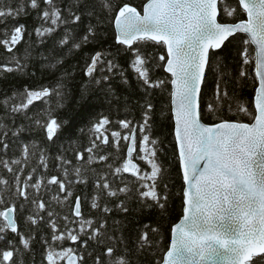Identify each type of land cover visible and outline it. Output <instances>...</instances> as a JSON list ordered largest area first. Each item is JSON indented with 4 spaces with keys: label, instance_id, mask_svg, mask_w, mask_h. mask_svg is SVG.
<instances>
[{
    "label": "snow or ice",
    "instance_id": "6c2138e0",
    "mask_svg": "<svg viewBox=\"0 0 264 264\" xmlns=\"http://www.w3.org/2000/svg\"><path fill=\"white\" fill-rule=\"evenodd\" d=\"M0 49L59 72L0 96V264H264V0H0ZM114 81L139 119L101 114L85 145L65 102L127 108Z\"/></svg>",
    "mask_w": 264,
    "mask_h": 264
},
{
    "label": "trees",
    "instance_id": "16d2710c",
    "mask_svg": "<svg viewBox=\"0 0 264 264\" xmlns=\"http://www.w3.org/2000/svg\"><path fill=\"white\" fill-rule=\"evenodd\" d=\"M135 4H140L141 0H132ZM26 22L28 24L29 29L32 27L31 19L29 18L28 21H22ZM108 45L105 44L104 47H107ZM21 51L25 48L24 44H21L20 46ZM95 47L99 48L100 45L97 44ZM89 51L88 48L84 49V52ZM251 54V51H250ZM7 60V54L3 51V49H0V63L5 62ZM122 64H124V61H121ZM65 68H68L69 71L73 72L75 79L72 80L70 83L72 87L70 88L71 96L72 97H78L79 96V90L84 84L86 83V78L82 76V67H83V57L82 54H76L75 56L69 55L65 59ZM35 71V76H30V74ZM247 71L249 73V77H254V63L247 66ZM231 74V70H229ZM29 75H20L19 73H13V74H7L2 71H0V96H2L5 93L11 94V91L16 89H22L26 84L32 87H39L41 85H49L52 86L55 84V82L58 79L59 72L56 74H52L51 72H45L43 70V65H35L30 66L28 69ZM129 77L131 78V73H129ZM113 86L116 88L117 94H119L121 97L127 96L128 97V107L127 108H121L120 110H117L115 107H113L111 110H109L108 106L104 103L97 102L95 98V94H93L92 98L89 100L87 104L81 108L78 106L73 99H69L65 102V108L63 109L64 114H72L77 117L75 123L76 128H85V138L81 141L85 145L87 144V126L90 120L96 119L99 115H108L110 119L115 122L117 119H131L133 123H135L139 119L138 111L135 108V104L133 103L134 100L138 99L140 97V93L136 90V84L135 81H131L130 87H124L119 82L114 81ZM228 90L229 93L232 92L233 87L235 85L232 83L231 80L228 81ZM237 93L238 95L244 100L245 103H248L250 111L254 112V106L251 103L252 98L254 96V85L253 80L251 78L245 79L243 84L239 85L237 87ZM231 119H235L236 117H229ZM244 122H251L249 117H242ZM212 116L209 115L205 122H211ZM112 128H115L116 125L113 123L111 126ZM78 135V133H77ZM107 150V149H106ZM126 151V149H125ZM32 164H35V160L32 161ZM174 171V170H173ZM180 182H177V185ZM77 191H80V189H77ZM176 191V188H173V192ZM178 203V201H177ZM85 214H88V209L85 208ZM155 218V214H153L152 217H149L148 219ZM177 220V216L175 213H173L171 219L168 221L169 223L174 222ZM168 243L167 236L165 235L164 239V245L166 246Z\"/></svg>",
    "mask_w": 264,
    "mask_h": 264
},
{
    "label": "water",
    "instance_id": "95a60500",
    "mask_svg": "<svg viewBox=\"0 0 264 264\" xmlns=\"http://www.w3.org/2000/svg\"><path fill=\"white\" fill-rule=\"evenodd\" d=\"M254 106V105H253Z\"/></svg>",
    "mask_w": 264,
    "mask_h": 264
}]
</instances>
